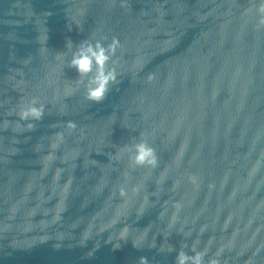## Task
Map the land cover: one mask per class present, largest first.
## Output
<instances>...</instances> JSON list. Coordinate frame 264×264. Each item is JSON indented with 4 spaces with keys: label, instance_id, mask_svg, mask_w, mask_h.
Instances as JSON below:
<instances>
[{
    "label": "water",
    "instance_id": "95a60500",
    "mask_svg": "<svg viewBox=\"0 0 264 264\" xmlns=\"http://www.w3.org/2000/svg\"><path fill=\"white\" fill-rule=\"evenodd\" d=\"M262 5L0 0V264H264ZM113 39L88 100L72 54Z\"/></svg>",
    "mask_w": 264,
    "mask_h": 264
},
{
    "label": "clouds",
    "instance_id": "9594fccd",
    "mask_svg": "<svg viewBox=\"0 0 264 264\" xmlns=\"http://www.w3.org/2000/svg\"><path fill=\"white\" fill-rule=\"evenodd\" d=\"M261 12H264V5L260 8ZM264 23V20L261 21ZM71 40L66 42V46H70ZM119 46V42L113 39L112 43L107 47L103 46L100 42L95 44L83 42L78 49L72 54V59L69 63V67L74 68L77 73L84 77L93 73L88 81L87 99L91 101H101L105 93L108 91V85L110 82L116 81V71L114 68L106 67L112 56L115 55L116 49ZM43 115V108L32 107L26 112L21 113L22 119H27L29 116L33 119H40ZM69 127H75L74 124H69ZM135 163L143 165L148 164L153 167L157 164V157L155 150L145 143L136 145ZM142 264H147L146 258H141ZM177 264H203V256L197 253L193 257L187 256L181 252L177 257ZM209 264H218L217 260H212Z\"/></svg>",
    "mask_w": 264,
    "mask_h": 264
}]
</instances>
